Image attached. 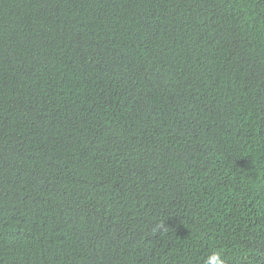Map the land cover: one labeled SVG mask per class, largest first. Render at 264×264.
<instances>
[{"label": "trees", "instance_id": "trees-1", "mask_svg": "<svg viewBox=\"0 0 264 264\" xmlns=\"http://www.w3.org/2000/svg\"><path fill=\"white\" fill-rule=\"evenodd\" d=\"M257 250L264 0H0V264Z\"/></svg>", "mask_w": 264, "mask_h": 264}, {"label": "clouds", "instance_id": "clouds-1", "mask_svg": "<svg viewBox=\"0 0 264 264\" xmlns=\"http://www.w3.org/2000/svg\"><path fill=\"white\" fill-rule=\"evenodd\" d=\"M155 231H160L162 233H167L169 228L165 226L164 220H160L154 229ZM257 258L253 261H248L244 264H264L263 253L260 250L255 252ZM205 264H226V260L223 257L222 253L219 251H214L211 255H209L205 261Z\"/></svg>", "mask_w": 264, "mask_h": 264}]
</instances>
